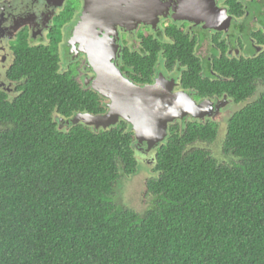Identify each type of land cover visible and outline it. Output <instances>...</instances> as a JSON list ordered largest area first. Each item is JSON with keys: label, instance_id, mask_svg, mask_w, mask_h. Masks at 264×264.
I'll return each instance as SVG.
<instances>
[{"label": "trees", "instance_id": "1", "mask_svg": "<svg viewBox=\"0 0 264 264\" xmlns=\"http://www.w3.org/2000/svg\"><path fill=\"white\" fill-rule=\"evenodd\" d=\"M237 1L227 5L239 14ZM258 32L261 51L249 58L203 62L182 41L184 49L169 48L163 59L168 68L178 63L181 86L195 99L244 103L264 84V28ZM144 46L151 56H121L139 85L152 83L160 59L156 44ZM13 51L7 76L18 95L0 89V264H264V93L226 121L223 152L236 161L221 164L197 146L217 142L216 122L171 124L150 151L149 203L139 213L113 195L141 171L132 126L62 129L60 119L104 114L105 100L71 70L62 74L49 46L21 39Z\"/></svg>", "mask_w": 264, "mask_h": 264}, {"label": "flooded vegetation", "instance_id": "2", "mask_svg": "<svg viewBox=\"0 0 264 264\" xmlns=\"http://www.w3.org/2000/svg\"><path fill=\"white\" fill-rule=\"evenodd\" d=\"M194 1L191 8V3H185L184 0H148L151 6L149 13L157 10L156 13L162 15L158 20L151 22L152 19L149 21L146 18L141 23L138 20L133 24L122 21V26L101 24L102 27L91 28L83 25L77 29L85 11L84 0H0V89L11 94L10 98L18 95V85L10 81L7 74L16 61L13 46L15 47L21 39L33 48L53 45V53L59 59L58 70L62 74L71 70L86 90H92L93 81L97 76L88 56L94 49L92 40L96 41L95 49L100 53L99 56H115L114 62L127 79L130 77L122 70V54L128 51L143 57L151 56V52L144 46V41L153 42L159 47L156 51L160 59L153 68L152 83L139 85L129 80L143 87L163 78L168 83L174 82L176 91H185L188 94L190 93L181 86L178 63L174 62L172 68H168L163 59V54L169 48L177 52L184 49L179 43L186 41L203 62H211L214 56L220 58L222 55L231 59L249 58L261 51L262 47L256 43V32L264 28V0L237 1V4L240 3L243 7V12L239 14L227 5L229 0ZM247 2L252 3L251 7H248ZM243 37L249 42L247 49L242 43ZM75 66L76 70L73 69ZM257 91L244 103L239 104L248 103L257 95ZM190 96L197 103L208 102L214 107L217 115L225 116V127L226 121L235 113L231 114L232 106H239L227 95L204 99H195L192 94ZM259 96L261 95L257 98ZM104 100L106 105L108 100ZM228 104L230 106L227 107ZM62 121L60 119L61 128L65 125V120ZM218 127L220 128V125ZM136 145L142 153H151L146 151L145 144Z\"/></svg>", "mask_w": 264, "mask_h": 264}, {"label": "water", "instance_id": "3", "mask_svg": "<svg viewBox=\"0 0 264 264\" xmlns=\"http://www.w3.org/2000/svg\"><path fill=\"white\" fill-rule=\"evenodd\" d=\"M84 1L85 11L77 29L83 25L91 28L102 27L101 24L122 26V21L133 24L138 20L141 23L146 18L149 21L152 19V22L162 16L156 13L157 10L149 13L151 6L148 0ZM184 1H189L191 8L192 3H195L194 0ZM95 42L91 41L94 49L88 53L91 65L97 73L92 90L108 100L105 106L107 111L98 115L77 113L65 120L68 126L83 124L95 130H107L125 121L132 126L137 144H145L146 151L150 152L166 140L169 126L175 121H183L186 118L204 120L214 114L211 104L197 103L187 92L176 91L174 82L168 83L160 78L152 85H135L123 75L114 62L115 56H99Z\"/></svg>", "mask_w": 264, "mask_h": 264}, {"label": "rangeland", "instance_id": "4", "mask_svg": "<svg viewBox=\"0 0 264 264\" xmlns=\"http://www.w3.org/2000/svg\"><path fill=\"white\" fill-rule=\"evenodd\" d=\"M242 43L246 46V49H247L249 46V42L247 41L246 38L243 37ZM48 46L52 49V51L54 50L53 45H48ZM246 51L248 53L249 49ZM73 69L76 70V66ZM256 90H258L257 95L252 97L250 99V101L257 98V96L259 94L261 95V93H264V84L258 85L256 87ZM9 95L12 96L11 94H9ZM238 105L239 106H232L231 114L236 112L237 110H239L243 104H238ZM228 106H230V104H228L227 107ZM188 119H190V118H188ZM206 120H211L213 122H216L218 125H220V130L218 132V140H217V142L211 144L210 146H206L202 143L197 144V146H201V147L208 149L209 152L211 153V155L221 164H225V162L227 160H228V162L236 161L235 158L232 157L230 154H225L223 152V143H224L225 130H226L225 116L217 115L215 112L210 118H207V119L205 118V121ZM62 129H64V128H62ZM137 151L138 150H136V152ZM147 154L144 153V155H143L142 153H139L140 157H142V159L140 160L141 161L140 162L141 163L140 173H138L134 177L133 176L124 177L121 180L122 186H121L120 190L118 189V187H119V184H118V187L116 188L115 192L113 193L114 201L116 202V204L124 206L126 208L133 209L134 211L139 212V213L142 211H145L147 209L148 203H149V197L146 196L145 182H146L147 178L150 177V175H149L150 172L153 173L151 165H153L154 162L152 159L153 156H151L153 154H151V153H149L148 155Z\"/></svg>", "mask_w": 264, "mask_h": 264}, {"label": "clouds", "instance_id": "5", "mask_svg": "<svg viewBox=\"0 0 264 264\" xmlns=\"http://www.w3.org/2000/svg\"><path fill=\"white\" fill-rule=\"evenodd\" d=\"M181 122V121H180Z\"/></svg>", "mask_w": 264, "mask_h": 264}]
</instances>
